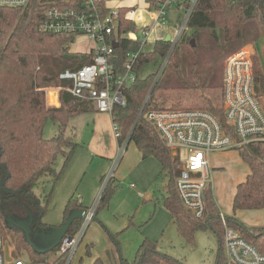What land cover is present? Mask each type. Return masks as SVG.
<instances>
[{
	"label": "trees",
	"instance_id": "trees-1",
	"mask_svg": "<svg viewBox=\"0 0 264 264\" xmlns=\"http://www.w3.org/2000/svg\"><path fill=\"white\" fill-rule=\"evenodd\" d=\"M150 8L161 0H147ZM85 9L84 0H28L24 8L0 7V237L3 245L13 247L16 257L29 261H43L58 248L55 245L43 253L40 244L30 233L26 220L19 214L22 206H36L38 232H51L60 227L76 210H86L78 198L67 200L59 226L42 222L46 204L37 203L33 192L35 183L44 175L53 177V186L61 177L56 170L58 157L64 156V166L72 158L77 144L66 133L70 119L86 112L97 111L93 102L77 98L65 89L59 90L60 106L47 107L45 89L69 86L59 78L66 69H77L92 61L93 52H71L67 43L71 37L40 32L42 13L49 7ZM102 6V4H101ZM128 7L118 8V44L113 49L115 72H122L128 53L137 52L140 40L123 35L136 31V23L124 17ZM101 12H105L104 8ZM187 29L189 34L184 33ZM185 31L174 47L171 41L156 39L149 52L140 51L133 63L135 80L124 86L125 105L114 106L112 120L118 133L117 141H132L142 158L154 157L160 164L159 177L167 176L162 204L168 211L179 235L187 242H195L199 230L210 229L219 239L216 263L223 256L222 218L245 240L264 252V226L247 225L235 216L223 215L213 198L212 190L205 191L206 211L197 219L181 203L176 191V179L182 162L166 146L154 123L144 113L156 109L201 108L216 116L226 132L235 137L223 111V75L225 60L242 46L259 43L264 57V0H197L187 20ZM41 36V41L37 38ZM37 37V38H36ZM168 60L158 80L156 72L144 77L142 68L157 58ZM254 91L264 92V81L258 56H254ZM48 100H56V91L48 92ZM51 122L56 134L46 138L44 130ZM249 163L250 171L237 185L233 210L264 208V141H252L238 147ZM118 181L110 177L99 196L98 209L108 206ZM24 220V223L22 221ZM27 223V222H26ZM81 223L76 218L66 234H74ZM113 240L114 236L110 234ZM35 245V246H34ZM93 244H85L91 255ZM2 252V249H1ZM183 264L157 249V243L145 237L132 261L120 258V264ZM83 264L82 257L77 258ZM90 264H104L100 257Z\"/></svg>",
	"mask_w": 264,
	"mask_h": 264
},
{
	"label": "built area",
	"instance_id": "built-area-1",
	"mask_svg": "<svg viewBox=\"0 0 264 264\" xmlns=\"http://www.w3.org/2000/svg\"><path fill=\"white\" fill-rule=\"evenodd\" d=\"M108 1L113 0H84L86 6L84 10L73 7H49L42 13L38 29L46 34L71 37L67 46L75 41V37H85L91 42L90 51L93 52L91 62L77 69L62 71L59 78L69 81L70 85L46 88L47 97L50 90L57 92L65 89L77 98L93 102L98 112L109 114L112 120L113 107L126 103L123 88L136 78L133 63L138 53L144 51V46L149 40L151 23H163V18L171 6L182 11L176 34L171 39L173 48L185 31L187 20L197 0H161L153 8L148 5V8L154 11L151 14V23L146 17H142L141 12L136 15L135 9L128 10L126 18L135 23L138 19L136 24H141L137 30L138 34L133 32L140 40V48L137 52L128 53V60L122 72H115L111 61L115 48L113 43L118 42L115 34L118 8L111 12L107 11L105 4ZM27 3L28 0H0V7L24 8ZM103 8L104 13L101 12ZM130 34L132 33L124 36L130 37ZM257 53V46L249 43L233 52L224 63L223 111L226 123L234 130L235 137L226 132L219 119L205 109H153L144 113V116L154 123L166 146L181 160L182 167L176 179V191L183 206L197 219L205 215V191L208 188L212 190L214 185L210 155L229 148H238L248 142L264 141V107L254 91L253 58ZM168 56L169 54L162 58L155 80L162 75ZM113 129L117 138L114 122ZM126 144V140L119 144L115 165L122 156ZM181 148L186 149L184 160L181 159L179 151ZM97 203L85 210L78 230L72 235L65 234L49 258L33 262L16 257L7 264H78L82 238L95 217ZM222 221L224 258L220 264H264V252L227 225L224 218ZM1 243L0 237V264H4ZM160 264L170 263L163 261Z\"/></svg>",
	"mask_w": 264,
	"mask_h": 264
},
{
	"label": "rangeland",
	"instance_id": "rangeland-1",
	"mask_svg": "<svg viewBox=\"0 0 264 264\" xmlns=\"http://www.w3.org/2000/svg\"><path fill=\"white\" fill-rule=\"evenodd\" d=\"M148 5L147 0H113L106 2L105 9L111 12L119 7H129L128 10L135 9L136 15L141 12L142 17H146L151 23V14L154 11L148 8ZM175 10L172 7L165 14L163 23H151L149 40L144 46L145 52L153 49L154 39L162 37L164 32L174 31L173 16L177 14ZM126 12L124 13L125 18ZM135 21L138 23V19ZM189 32L190 30L187 29L184 33L189 34ZM41 38L39 36L37 39L41 41ZM90 45L91 42L85 37H75V41L70 44L69 49L71 52L85 53L86 51L89 52ZM257 45H259L258 42ZM161 63L162 58L147 63L139 75L144 77L148 73L156 72ZM73 124L76 128L73 127ZM91 127L92 125L87 119H80L75 123L70 122L66 129L67 134H70L71 130L79 133L84 128H86V133H90ZM56 133L55 126L51 122L47 123L44 136L48 138ZM179 151L181 159L184 160L186 149L181 148ZM81 153H83V150H79L78 156ZM123 154L124 165L120 168H114L115 170L110 166L107 168L105 177L89 173L90 171L83 175V180L73 181L61 176L52 189L53 177L47 174L42 176L35 183L33 189L37 203L42 206L45 205L48 194L53 190L46 212L42 217V222L59 226L62 222L65 204L71 197L81 199L83 205L88 208L93 206L97 203L106 180L114 174L119 179L117 188L112 194L108 206L97 210L82 238L78 255L82 257L83 264H89L95 257H100L104 264H120L121 257L127 261H132L137 248L145 237L156 242L159 251L179 260L183 264H215L220 246L218 237L210 229L199 230L195 234L194 243L187 242L178 234L168 211L162 204V194L165 193L164 184L168 178L167 176L159 177L161 170L159 162L151 156L142 159L133 142L127 148H124ZM63 157L61 155L58 157L57 166L61 165L64 160ZM94 179H96V182ZM220 179L219 176L215 177L213 191L216 187L221 194H227L230 184L226 183L223 186L219 181ZM94 183L98 186L96 187ZM19 214L27 222H25L27 232L30 233L31 237H35L34 239L40 244L41 241L38 238L40 232H38L39 227L36 223L39 216L37 207L22 206L19 209ZM22 222L24 223V220ZM110 234L114 236L115 240L111 238ZM87 243L93 244L90 256L85 253V244ZM12 251L13 247L9 244L3 245L4 264L16 258Z\"/></svg>",
	"mask_w": 264,
	"mask_h": 264
},
{
	"label": "crops",
	"instance_id": "crops-1",
	"mask_svg": "<svg viewBox=\"0 0 264 264\" xmlns=\"http://www.w3.org/2000/svg\"><path fill=\"white\" fill-rule=\"evenodd\" d=\"M172 7H170L167 10V13ZM175 11H177L176 12L177 14L173 16L174 23H175L174 31L164 32V35L162 37L160 36V38L158 39H163V38L165 39V37L169 35L170 36L169 41H171V39L176 34V30L179 24L178 19L182 15V11L178 9H176ZM140 26H141L140 24H138V26L136 24L135 33L137 32L138 27ZM131 33L134 34L133 32ZM130 38L136 39V34L134 35L130 34ZM156 39H154V41ZM114 42L118 44L117 41H114ZM255 45L257 46V52H258L257 56L260 61V69H261L262 78L264 81L263 52H262L260 45H257V43ZM91 48L92 46L90 45V50ZM45 95H46V106L47 107L60 106L61 103L59 99V91L56 92L55 101L50 102L48 100L47 94ZM258 97H259L260 103L264 107V92H261L258 95ZM80 119H83V120L87 119V121L90 122V124L92 125L91 131L90 133H86V128H84V130L81 129L79 133H77L76 131L73 132L71 130V133L68 134L69 136L72 137L73 141L77 144V147L75 148L72 158L69 160L66 166H64L65 157H63L64 160L62 161L60 166H57V165L55 166L57 170L58 169L62 170L61 176H65L68 178V180L72 179L73 181L80 180V179L83 180V175H86V173L90 171L89 173H94V175L105 177L107 168H109L110 166H112V168L113 167L120 168L122 165H124V158H123L124 154L120 157L116 165L114 164L115 159L117 157L119 143L117 141V138H115L113 122L111 120L110 115L107 113H102L98 111L82 113L72 118V120L68 122L67 128L70 122L73 121V123H75V121L80 120ZM73 127L76 128L74 124H73ZM66 133H67V129H66ZM131 142L132 141L126 144V148ZM79 150L80 151L83 150V153L79 154L80 156H78ZM138 153L141 157V154L139 151ZM210 163L213 169L214 180H215V177L219 176L221 177L219 181L223 184V186H225L226 183H228V185L230 184L227 194H221V192H219L216 187L214 191L212 189L213 198L221 214L235 216L236 218H238L239 220H241L247 225L264 226V208L249 209V210H246V209L233 210V207H232L233 197L236 192L237 185L240 182L245 180L247 174L250 171L249 163L240 154L239 149L229 148L223 151L214 152L210 155ZM112 177H114L117 181H119L118 177H116L114 174ZM94 181L96 182V179H94ZM94 184L96 187L98 186L96 183ZM213 188H214V185H213ZM82 197H84V195H82ZM79 200L81 202V199ZM81 203L83 204V202Z\"/></svg>",
	"mask_w": 264,
	"mask_h": 264
},
{
	"label": "water",
	"instance_id": "water-1",
	"mask_svg": "<svg viewBox=\"0 0 264 264\" xmlns=\"http://www.w3.org/2000/svg\"><path fill=\"white\" fill-rule=\"evenodd\" d=\"M134 35V34H131ZM166 41L170 40V36L167 35L165 37ZM113 46L116 47L117 43H113ZM85 214V210H76L74 212H72L67 218L66 220L63 222V224L58 227L55 230H52L51 232H43L41 231L39 233V237L42 239L41 241H43L44 246L40 247V246H36L37 248L40 249L41 252L45 253L48 250H50L52 247H54L55 245L59 244L62 237L67 233L71 223L73 222L74 219L76 218H82ZM29 236V232H27V237ZM35 246V245H34Z\"/></svg>",
	"mask_w": 264,
	"mask_h": 264
}]
</instances>
